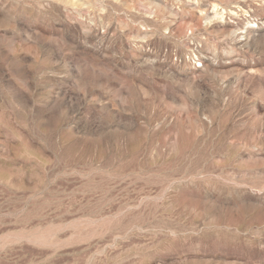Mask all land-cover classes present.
Segmentation results:
<instances>
[{
	"label": "rangeland",
	"instance_id": "obj_1",
	"mask_svg": "<svg viewBox=\"0 0 264 264\" xmlns=\"http://www.w3.org/2000/svg\"><path fill=\"white\" fill-rule=\"evenodd\" d=\"M0 264H264V0H0Z\"/></svg>",
	"mask_w": 264,
	"mask_h": 264
}]
</instances>
